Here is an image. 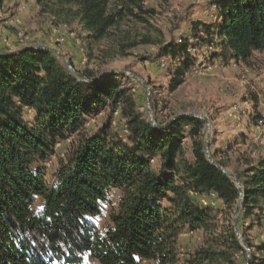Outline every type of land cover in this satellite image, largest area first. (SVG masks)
Returning <instances> with one entry per match:
<instances>
[{
  "label": "trees",
  "instance_id": "16d2710c",
  "mask_svg": "<svg viewBox=\"0 0 264 264\" xmlns=\"http://www.w3.org/2000/svg\"><path fill=\"white\" fill-rule=\"evenodd\" d=\"M50 1L37 0L47 6ZM52 1L53 12L71 13L94 42L107 38L126 18L147 22L143 14L150 10L145 0ZM218 6L219 23L192 22L190 35L160 46L156 59L165 62L171 90L184 83L198 61L190 48L212 43L221 51L211 56L249 67L255 53L264 52V0H220ZM141 42H149L148 37ZM0 46L8 49L3 42ZM98 77L90 68L74 76L59 55L34 47L0 54V264H84L87 259L99 264H238L236 255L246 252L247 244L252 254L247 263L264 264V240L254 245L240 228L243 243L235 231L241 191L207 158L204 119L183 115L158 122L155 117L156 126L124 84L127 74L112 72L93 82ZM152 107L156 112L155 102ZM106 111L103 125L89 132L90 122ZM260 120L264 123L259 110L250 125ZM112 121L120 131L112 129ZM74 134L66 155L58 159L55 180H48L42 164ZM186 138L192 142V160L185 158ZM256 161L237 176L244 187L242 227L256 212L264 221V158ZM114 189L122 194L102 231L97 220ZM202 195L208 204L201 202ZM218 202L221 207L211 205ZM186 229L201 231L204 239L182 260L179 237Z\"/></svg>",
  "mask_w": 264,
  "mask_h": 264
},
{
  "label": "rangeland",
  "instance_id": "374dc122",
  "mask_svg": "<svg viewBox=\"0 0 264 264\" xmlns=\"http://www.w3.org/2000/svg\"><path fill=\"white\" fill-rule=\"evenodd\" d=\"M218 1L220 0H145L147 9L151 10L143 14L147 22L126 18L110 30L107 38L94 42L91 34L71 13L53 12L52 0L49 6L40 5L37 0H0V44L2 34L15 37L19 30H23L29 44L58 48L71 61L74 71L81 72L90 68L98 75L112 70L125 71L129 79L124 84L137 95L139 109L148 119L156 117L158 122H165L183 115L207 118L210 123V152H215L218 159L226 161V169L236 176H243L251 163L255 164L258 158H264V145L258 147L250 139L255 132L253 124L250 125L253 114L256 115L259 110L264 114V52H256L254 64L249 67L223 56H210L207 61L201 62L205 53L221 51L212 43L199 49L190 48L198 61L187 72L184 83L175 90L169 88L165 69L160 65V60L156 59L161 45L176 39L179 42L181 38L191 34L192 22L212 19V22L219 23L222 18ZM203 2L205 7L202 11L200 8ZM60 23L69 26L64 42H58L57 36L52 34V26ZM145 37H148L149 42H141ZM133 41L138 44L131 46ZM60 58L67 69V62ZM255 96L258 101L254 100ZM153 102L157 105L156 112L152 107ZM108 111L90 122L89 132L97 131L103 125ZM116 123L112 121V129L120 131L121 127ZM206 130L205 126L204 141ZM241 133H246L249 137H239ZM74 138L75 134L60 141L56 146V154L42 164L48 180H55L58 159L66 155ZM191 146V139L186 138L184 153L189 160L193 158ZM154 165L157 166V163ZM121 194V190L114 189L108 195V201L103 203V217L97 220L102 231L108 222L109 211L112 206L117 207ZM211 205L214 208L222 206L221 202ZM40 206L38 201L36 207ZM238 225L241 236L243 229L254 245L264 240V221L257 212L245 219L244 227L240 222ZM203 239L201 231L184 230L179 237L182 260L192 256L202 245ZM242 242L245 243L244 238ZM245 248L246 252L236 255L238 264H247V260L251 258L249 245H245ZM84 264L99 263L87 259ZM139 264L156 263L144 260Z\"/></svg>",
  "mask_w": 264,
  "mask_h": 264
},
{
  "label": "water",
  "instance_id": "95a60500",
  "mask_svg": "<svg viewBox=\"0 0 264 264\" xmlns=\"http://www.w3.org/2000/svg\"><path fill=\"white\" fill-rule=\"evenodd\" d=\"M34 47L35 49L37 50H46V51H51L53 53H55L56 55H59L60 57H62L63 59H65V61L67 62V70L73 74L75 76V71L73 69V66H72V63L71 61H69V59L66 57V55L64 53H62L58 48L56 47H51V46H48V45H42V44H36V45H29V46H24V47H21L19 49H4L2 47H0V54H3V55H10V54H16V53H19L23 50H28L30 48ZM112 72H121V73H125V71H115V70H112V71H109V72H106L105 74L103 75H100V77H98L95 81L93 82H99L106 74L108 73H112ZM150 103V101H149ZM197 117V116H196ZM201 118V117H200ZM204 119L205 123H206V127H207V134H206V139L204 141V151H205V154L207 156V158L209 159V161L211 163H213L215 166H217L220 170H222L227 176H229L237 185V187L239 188V190L241 191V198L240 200L238 201V204H237V207H236V211H235V217H234V227H235V231L239 237V239L242 241L243 238L239 232V228H238V224H239V216H240V211H241V208H242V205H243V186H242V183L241 181L239 180V178L234 174L232 173L231 171H229L228 169H226L225 167L219 165L215 159L212 157L211 153H210V148H209V142H210V138H209V128H210V123H209V120L207 118H202ZM151 121L154 125L156 126H159L158 123H156V121L151 118ZM249 264V261L248 263Z\"/></svg>",
  "mask_w": 264,
  "mask_h": 264
},
{
  "label": "built area",
  "instance_id": "2783aa9c",
  "mask_svg": "<svg viewBox=\"0 0 264 264\" xmlns=\"http://www.w3.org/2000/svg\"><path fill=\"white\" fill-rule=\"evenodd\" d=\"M22 8V7H21ZM53 20L55 21V17H53ZM68 24L66 23H60L57 25H53L52 26V34L57 36L56 40L58 42H64L66 40V34L68 32ZM2 42L4 43V45L8 48H13L15 45L13 44V42L11 41V39L6 36L5 34H2ZM17 43L20 47H24V46H29L30 44L28 43V37L25 34V32L23 30H19L17 32ZM31 46V45H30ZM206 46V45H205ZM213 51H210L208 53H205V55L202 57V61H207ZM161 64L164 66L165 62L162 61ZM255 116V114H253ZM253 116V117H254ZM254 126V130L255 132L250 136L253 143L256 144L258 147L261 145H264V123L263 121H259L257 124H253ZM125 132H127V129H124ZM260 159V158H258ZM243 186V185H242ZM201 202L204 204H208V199L206 198L205 195L201 196Z\"/></svg>",
  "mask_w": 264,
  "mask_h": 264
},
{
  "label": "crops",
  "instance_id": "0c3cea01",
  "mask_svg": "<svg viewBox=\"0 0 264 264\" xmlns=\"http://www.w3.org/2000/svg\"><path fill=\"white\" fill-rule=\"evenodd\" d=\"M192 2H194V1H192ZM196 2H200V0H196ZM200 7V6H199ZM205 7V4H204V2H203V6H202V8H200V9H202V11L204 10L203 8ZM197 8V7H196ZM207 14V13H206ZM204 22H208V23H210V22H212V19L210 20V21H208V20H203ZM8 37L11 39V41L13 42V44L15 45L13 48H8V49H19V48H21L19 45H18V43H17V36H15V37H13L12 35H10V34H8ZM31 45V44H30ZM28 117L29 118H31L32 117V114L31 113H29V115H28Z\"/></svg>",
  "mask_w": 264,
  "mask_h": 264
}]
</instances>
